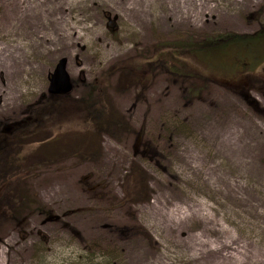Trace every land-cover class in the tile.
Returning <instances> with one entry per match:
<instances>
[{"label": "rangeland", "instance_id": "obj_1", "mask_svg": "<svg viewBox=\"0 0 264 264\" xmlns=\"http://www.w3.org/2000/svg\"><path fill=\"white\" fill-rule=\"evenodd\" d=\"M263 24L264 0H0V264H264V94L234 91L259 85L264 42L234 65L178 51L196 78L155 51ZM63 57L73 89L53 95ZM133 162L149 197L117 206Z\"/></svg>", "mask_w": 264, "mask_h": 264}, {"label": "trees", "instance_id": "obj_2", "mask_svg": "<svg viewBox=\"0 0 264 264\" xmlns=\"http://www.w3.org/2000/svg\"><path fill=\"white\" fill-rule=\"evenodd\" d=\"M264 24L260 27L258 31H256L254 34H247V35H240V34H226V35H216L213 37L206 38L199 42H194L191 39H188L186 41H173L168 42L166 46H164V50L167 53L165 55L162 51V47L159 46L155 51L157 52L156 61L162 64L164 67L167 68L169 72L172 74H177L179 76H182L184 78L191 77L196 78L198 75L191 73L188 69H183V59L178 55L179 52H183L185 50L189 51L191 54L198 56L202 59H208L209 55H211V52L213 51H232L235 52L232 56V64L236 60V56L238 54H241L240 47L243 48L247 54H249L253 60L259 61L262 59L261 57V47L260 44L264 41ZM225 42L227 44H225ZM163 45V44H162ZM237 50H230L234 49V47ZM240 50V51H239ZM228 53V52H227ZM152 62V60H150ZM227 64V63H220V65ZM229 64V63H228ZM234 65V64H233ZM233 67V66H232ZM138 68V67H137ZM136 70V69H135ZM133 72V71H132ZM257 69L254 66L246 65L243 68V71L241 72L242 75L246 76H252L253 73H256ZM137 73V72H136ZM149 72H147L148 74ZM146 75V74H145ZM148 77V76H147ZM203 78V77H202ZM259 85L257 87H252L250 84L247 89H236L234 90L237 92V94L242 98H249V95L253 91H258L264 94V76L258 77ZM141 79V78H140ZM139 81L138 79H136ZM203 84L209 83L208 78L203 79ZM239 80H237L238 83ZM134 84V83H132ZM202 86L199 88L201 91ZM233 90V89H232ZM192 94H196L199 91L196 89H193ZM253 100V99H251ZM89 107V106H88ZM87 107V108H88ZM94 110H92V114L95 117V120L97 119H104L105 115L104 113L108 111L107 109H110L109 114L105 115L106 120L111 124H118L120 121L116 120V114L115 111L112 110L111 104H107L102 97L95 98V104H94ZM102 116V117H101ZM120 118L117 116V119ZM120 120V119H119ZM101 121V120H98ZM101 123V122H100ZM103 123V122H102ZM135 162L131 165L130 169L128 170L126 176H125V184L123 185V193L124 197L123 199L117 204V206H122L124 204H133V203H141L144 202L145 199H148L149 197V181L146 177L145 170L143 168L134 167ZM93 255V254H91ZM88 258L90 256H87ZM74 264H113L112 262H107L103 260L97 259H90L87 260V262L80 260L77 261V263Z\"/></svg>", "mask_w": 264, "mask_h": 264}, {"label": "water", "instance_id": "obj_3", "mask_svg": "<svg viewBox=\"0 0 264 264\" xmlns=\"http://www.w3.org/2000/svg\"><path fill=\"white\" fill-rule=\"evenodd\" d=\"M68 59L61 58L55 66L54 71L49 77L48 91L53 94H67L73 89V82L67 70Z\"/></svg>", "mask_w": 264, "mask_h": 264}, {"label": "bare ground", "instance_id": "obj_4", "mask_svg": "<svg viewBox=\"0 0 264 264\" xmlns=\"http://www.w3.org/2000/svg\"><path fill=\"white\" fill-rule=\"evenodd\" d=\"M55 1V0H54ZM56 7V6H55ZM53 8V9H52ZM61 8H63V7H61ZM23 9H25V12H26V10H27V8L26 7H24ZM38 9V8H37ZM37 9H35L34 10V14H36V15H39V16H41L42 17V15L44 16V18L46 19V20H43L42 21V25L43 26H45V25H47V23L48 24H51V25H55L56 23H57V21L59 20L58 19V17H55L54 16V13H53V11H54V7H51V6H46L42 11L43 12H41V13H39V12H37ZM25 12H24V14H25ZM26 15H27V12H26ZM36 15H29V16H32L34 19L35 18H38L39 16H36ZM46 21H48V22H46ZM35 26H36V23H35V25H34V28H33V30L32 31H29L28 32V34H29V36H31V37H34V36H36V37H40V32H35Z\"/></svg>", "mask_w": 264, "mask_h": 264}]
</instances>
